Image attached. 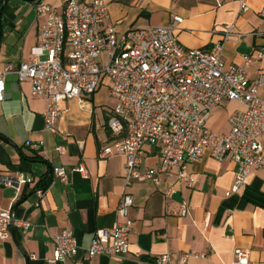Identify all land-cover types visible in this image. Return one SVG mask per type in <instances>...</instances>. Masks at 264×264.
Masks as SVG:
<instances>
[{"label":"crops","instance_id":"0c3cea01","mask_svg":"<svg viewBox=\"0 0 264 264\" xmlns=\"http://www.w3.org/2000/svg\"><path fill=\"white\" fill-rule=\"evenodd\" d=\"M37 0H0V71L17 68L31 56L40 42L44 18L37 15ZM62 9L64 0H46ZM249 10L241 9L239 0H112L111 21L119 35L134 27L167 26L175 17L183 22L178 32L180 42L190 49H211L224 42L222 61L226 65L242 64L264 46V18L260 10L264 0H246ZM233 34L224 40L225 29ZM69 51L67 47L66 53ZM264 72V63L247 68L250 81ZM4 100L0 102V174L24 173L30 182L18 190L0 184V203L13 208L18 218L31 228L24 233L14 228L11 237L0 241V264H49L55 251L53 235L73 232L80 249L75 256L55 264H156L157 257L170 254L171 264H180L182 252L195 251L204 259H189L185 264H234L235 249L251 251L249 264H264V171L254 169L247 184L227 195L235 181L237 166L205 153L189 165L190 181L162 174L161 181L135 182L126 185L125 159L100 158L102 149L114 137L108 120L116 106L103 86L85 103L66 100L60 104L57 132L45 128L43 114L46 101L32 94L29 81L20 82L14 73L5 75ZM264 95V90L259 89ZM214 108L207 127L219 134L230 131L229 117L245 105ZM43 142L47 158L27 146ZM84 142V148L79 147ZM65 148L64 154L55 149ZM82 162L89 176L73 171ZM64 166L70 172L67 183L45 185L52 178L53 167ZM155 148L146 146L143 169L159 167ZM174 183L177 192L166 202L164 193ZM46 189L36 205V192ZM125 193L133 196L130 216L134 228L130 251L124 258L96 255L87 249L99 228L112 227L122 220L118 212ZM190 214L179 215L182 203ZM209 217V218H208Z\"/></svg>","mask_w":264,"mask_h":264},{"label":"built area","instance_id":"2783aa9c","mask_svg":"<svg viewBox=\"0 0 264 264\" xmlns=\"http://www.w3.org/2000/svg\"><path fill=\"white\" fill-rule=\"evenodd\" d=\"M111 1L64 0L59 10L46 0H37V15L44 18V31L28 60L17 68L9 66L0 71V102L4 100L5 75L14 73L20 82L29 81L32 94L46 101L45 128L56 133L62 101L85 103L107 86L116 101L108 120L114 140L102 149L100 158L125 159L126 185L144 181L158 184L162 174L175 176L177 182H192L189 165L207 152L215 159L236 164L235 181L227 195L240 191L254 169L264 171V95L259 94L260 88L264 90V72L254 81L247 75V68L254 62L264 63V46L245 56L242 64L226 65L222 61L224 42L209 50L190 49L180 42L182 17H175L167 26L134 27L119 35L111 21ZM239 3L242 11L249 10L246 0ZM260 15L264 18V6ZM232 34L231 27L225 29L224 40ZM232 101L246 109L236 110L229 117V133L209 129L212 110ZM78 144L84 148V142ZM43 145L27 143L47 158ZM146 146L155 148L158 168L143 169ZM55 150L65 153L63 146ZM73 171L89 176L84 162ZM69 177L64 166L53 167L50 182L67 183ZM30 180L24 173L0 174L3 187L19 190ZM45 192L44 188L37 190L36 205ZM176 192L174 183H169L164 193L166 202ZM133 206V196L125 193L118 207L122 220L96 230L87 249L90 258L106 255L121 259L129 253ZM189 214V206L182 203L179 215ZM31 226L28 220L18 218L12 207L5 209L0 203V241L10 238L14 228L26 233ZM53 241L55 251L49 264L64 262L80 249L68 230L55 233ZM250 255L249 249H235L234 264H249ZM206 257L195 251L182 252L179 263ZM156 264H171L170 254L158 256Z\"/></svg>","mask_w":264,"mask_h":264},{"label":"rangeland","instance_id":"374dc122","mask_svg":"<svg viewBox=\"0 0 264 264\" xmlns=\"http://www.w3.org/2000/svg\"><path fill=\"white\" fill-rule=\"evenodd\" d=\"M227 105H237V103H236V102H234V103H230V104H227Z\"/></svg>","mask_w":264,"mask_h":264},{"label":"trees","instance_id":"16d2710c","mask_svg":"<svg viewBox=\"0 0 264 264\" xmlns=\"http://www.w3.org/2000/svg\"><path fill=\"white\" fill-rule=\"evenodd\" d=\"M49 182H50V181H48L47 183H45V185L49 184ZM43 188H44V186H43Z\"/></svg>","mask_w":264,"mask_h":264}]
</instances>
